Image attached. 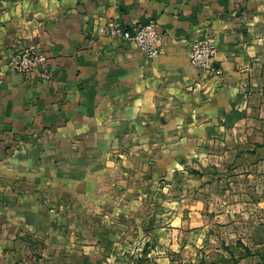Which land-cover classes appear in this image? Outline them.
Wrapping results in <instances>:
<instances>
[{
    "label": "crops",
    "instance_id": "obj_1",
    "mask_svg": "<svg viewBox=\"0 0 264 264\" xmlns=\"http://www.w3.org/2000/svg\"><path fill=\"white\" fill-rule=\"evenodd\" d=\"M109 18L155 19L158 55L99 34ZM202 36L219 75L190 62ZM246 122L264 144V0H0V264H177L193 224L171 197L161 224L156 182Z\"/></svg>",
    "mask_w": 264,
    "mask_h": 264
},
{
    "label": "rangeland",
    "instance_id": "obj_2",
    "mask_svg": "<svg viewBox=\"0 0 264 264\" xmlns=\"http://www.w3.org/2000/svg\"><path fill=\"white\" fill-rule=\"evenodd\" d=\"M248 124L225 144L208 145L203 156L208 165L198 162L203 177L194 175L199 170L191 163L175 170L173 180L163 174L156 182L163 191L161 224L168 220L170 197L185 206L183 220L193 224L183 230L182 248L173 258L177 264H264V144H255L256 131ZM257 130L264 136V129ZM152 247V255L159 254L157 244L148 242L139 246V258ZM246 247L255 253L246 256Z\"/></svg>",
    "mask_w": 264,
    "mask_h": 264
},
{
    "label": "built area",
    "instance_id": "obj_3",
    "mask_svg": "<svg viewBox=\"0 0 264 264\" xmlns=\"http://www.w3.org/2000/svg\"><path fill=\"white\" fill-rule=\"evenodd\" d=\"M97 32L110 38L131 41L148 57L158 55V42L161 33L155 19H150L145 24L128 27L123 25L117 18H109L97 27ZM216 50V43L210 36H202L196 39L192 42L189 53L191 64L212 74H221V68L215 61ZM43 59L41 53L29 47L22 50L17 59L11 64L18 72L30 75ZM42 77L46 80L50 79V75L47 73H44ZM59 208L63 210L64 206L60 205ZM137 250H131V253L136 257L139 256Z\"/></svg>",
    "mask_w": 264,
    "mask_h": 264
},
{
    "label": "trees",
    "instance_id": "obj_4",
    "mask_svg": "<svg viewBox=\"0 0 264 264\" xmlns=\"http://www.w3.org/2000/svg\"><path fill=\"white\" fill-rule=\"evenodd\" d=\"M195 174H198V172H196ZM246 251H247V253L245 254L246 256L253 255V252H252V250L250 248L246 247Z\"/></svg>",
    "mask_w": 264,
    "mask_h": 264
}]
</instances>
